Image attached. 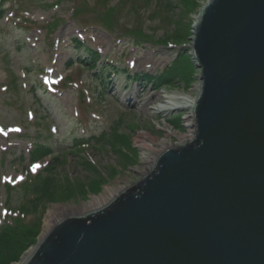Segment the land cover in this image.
<instances>
[{
    "label": "rangeland",
    "instance_id": "374dc122",
    "mask_svg": "<svg viewBox=\"0 0 264 264\" xmlns=\"http://www.w3.org/2000/svg\"><path fill=\"white\" fill-rule=\"evenodd\" d=\"M207 2L0 0V234L37 236L10 264L53 211L78 217L147 176L140 135L161 151L189 134L191 109L157 108L198 95L189 47Z\"/></svg>",
    "mask_w": 264,
    "mask_h": 264
},
{
    "label": "water",
    "instance_id": "95a60500",
    "mask_svg": "<svg viewBox=\"0 0 264 264\" xmlns=\"http://www.w3.org/2000/svg\"><path fill=\"white\" fill-rule=\"evenodd\" d=\"M189 50L194 139L24 264H264V0H208Z\"/></svg>",
    "mask_w": 264,
    "mask_h": 264
},
{
    "label": "bare ground",
    "instance_id": "6f19581e",
    "mask_svg": "<svg viewBox=\"0 0 264 264\" xmlns=\"http://www.w3.org/2000/svg\"><path fill=\"white\" fill-rule=\"evenodd\" d=\"M131 96L129 97V100L132 103L133 98ZM157 98L158 97H156L155 99H157ZM170 100H171L170 102L166 103L167 104L166 106L158 107L157 111H159L160 113H163V112H170L174 109H181V110L182 109H188V110L191 109V110H193L195 107V101H196V99H192V98H188V97H180V96L171 98ZM149 103H150V101L143 104V105L148 106ZM184 121H185V124H184L185 127L190 129V131H189V134L184 137L181 144L186 143V142H190L195 137V130H194L195 124H194V120H193L192 116L185 118ZM167 137L172 138L174 136H173V134L169 133V135H167ZM148 139H149V137L147 135H140L137 138V142L140 145V147L142 148V150H144L143 159L145 160V162L148 164L149 163L151 164V162H149V161H153L154 162L153 164L155 165V162L157 160L155 153H157L159 156L163 151H165L168 148L164 147V145H162L161 147L163 149L161 151H158L157 146L154 145L155 140L152 139L151 141L149 140V142H147ZM170 147L175 148L171 145H170ZM149 169H151V168H149ZM125 190L126 189L117 190V189H114L112 187L107 188L104 195L92 198L91 201L88 202V204H86L83 207V209L78 212V216L85 215V213L87 214V213H91V212H95V211L100 210L101 208L107 206L114 198H116L119 194L123 193ZM66 215H67V213L61 214L58 212V210L53 211L51 216L47 220L45 233H44V236L41 240H43L44 237H46V235L50 232V230L52 229V227L54 225L59 223V222L56 223V221H58L57 219L59 218L58 216H66ZM34 250H31L29 253H27V255L24 257V259L22 261L23 263H21V264H24L32 256Z\"/></svg>",
    "mask_w": 264,
    "mask_h": 264
},
{
    "label": "trees",
    "instance_id": "16d2710c",
    "mask_svg": "<svg viewBox=\"0 0 264 264\" xmlns=\"http://www.w3.org/2000/svg\"><path fill=\"white\" fill-rule=\"evenodd\" d=\"M170 75L171 74L168 73L164 74L161 76L160 80L167 81L170 79ZM76 142L78 143L79 141ZM36 237L37 236H31L30 232L24 233L23 235L0 234V260H3L6 264L18 261L27 248L35 243ZM2 255H7L8 260ZM0 264L2 263L0 262Z\"/></svg>",
    "mask_w": 264,
    "mask_h": 264
},
{
    "label": "snow or ice",
    "instance_id": "6c2138e0",
    "mask_svg": "<svg viewBox=\"0 0 264 264\" xmlns=\"http://www.w3.org/2000/svg\"><path fill=\"white\" fill-rule=\"evenodd\" d=\"M0 134L7 135V132H5L2 128H0Z\"/></svg>",
    "mask_w": 264,
    "mask_h": 264
}]
</instances>
